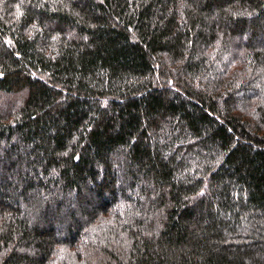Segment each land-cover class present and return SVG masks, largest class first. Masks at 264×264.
I'll return each instance as SVG.
<instances>
[{
	"label": "trees",
	"instance_id": "1",
	"mask_svg": "<svg viewBox=\"0 0 264 264\" xmlns=\"http://www.w3.org/2000/svg\"><path fill=\"white\" fill-rule=\"evenodd\" d=\"M0 264H264V0H0Z\"/></svg>",
	"mask_w": 264,
	"mask_h": 264
}]
</instances>
